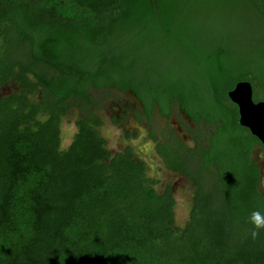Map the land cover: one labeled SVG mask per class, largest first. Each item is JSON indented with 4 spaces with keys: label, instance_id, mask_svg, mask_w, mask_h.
Listing matches in <instances>:
<instances>
[{
    "label": "trees",
    "instance_id": "trees-1",
    "mask_svg": "<svg viewBox=\"0 0 264 264\" xmlns=\"http://www.w3.org/2000/svg\"><path fill=\"white\" fill-rule=\"evenodd\" d=\"M195 1L0 0V88L17 84L0 94V264H264V230L254 240L249 222L264 213L261 144L227 96L249 80L264 100V55L205 42ZM106 87L135 97L139 123L184 118L192 146L149 131L165 168L193 183L183 226L171 186L158 192L130 146L106 147L90 92ZM76 97L83 114L62 148Z\"/></svg>",
    "mask_w": 264,
    "mask_h": 264
},
{
    "label": "rangeland",
    "instance_id": "rangeland-1",
    "mask_svg": "<svg viewBox=\"0 0 264 264\" xmlns=\"http://www.w3.org/2000/svg\"><path fill=\"white\" fill-rule=\"evenodd\" d=\"M243 1L238 0L233 4L234 7L230 4H217L214 0H196L193 3V7L191 5L189 7L192 12L197 14V22L192 25L194 28L202 30L205 35H208L207 39L204 37V41L207 43L218 41L230 45L232 41H235L234 46L242 55L250 54L253 57L257 55L263 57L264 47L255 41L264 38V20L261 13H259L257 18L262 21V24L258 28L251 29L250 26H252V22L255 19L254 13L256 10L254 8L241 9L240 4ZM239 10L243 11L244 14H239ZM16 87V83L3 85L0 88V94L11 93ZM90 92L91 98L99 104L98 109L95 108L96 110L94 111L103 120L100 131L105 139L106 147L110 151L116 152L123 150L126 146H130L133 150L134 158L145 162L147 176L157 180L155 188L158 192L163 191L167 185L171 186L175 197V224L183 226L188 220L189 210L192 205L193 183L182 174L165 168L155 152L154 142L149 137V131L151 129L157 135H160L163 131L171 132L178 139L192 146L195 141L190 133L184 129V118L174 108L169 119L163 118L155 112L149 124L145 122L139 123L134 117V111L140 110L139 102L130 93H122L109 87L101 90L91 89ZM38 94L39 92L34 96L37 97ZM258 97L264 98V88H259ZM254 99H256L255 96ZM81 102L82 100L77 97L69 101L70 109L63 116L61 123L60 146L62 148L71 142L76 131L75 121L78 116L83 114L80 107ZM121 115L124 116L121 118ZM112 116L119 119V122L114 123L111 120ZM190 126L195 128L194 125L190 124ZM204 128L207 131L211 130L209 126L204 125ZM145 140L147 143H145ZM252 157L259 166V189L264 192V150L260 145L257 144L255 146Z\"/></svg>",
    "mask_w": 264,
    "mask_h": 264
},
{
    "label": "water",
    "instance_id": "water-1",
    "mask_svg": "<svg viewBox=\"0 0 264 264\" xmlns=\"http://www.w3.org/2000/svg\"><path fill=\"white\" fill-rule=\"evenodd\" d=\"M227 96L237 106L239 124L257 137L264 150V100L254 101L249 80L237 81Z\"/></svg>",
    "mask_w": 264,
    "mask_h": 264
},
{
    "label": "clouds",
    "instance_id": "clouds-1",
    "mask_svg": "<svg viewBox=\"0 0 264 264\" xmlns=\"http://www.w3.org/2000/svg\"><path fill=\"white\" fill-rule=\"evenodd\" d=\"M249 222L252 225L251 236L255 240L260 236L261 230H264V213L254 210L249 216Z\"/></svg>",
    "mask_w": 264,
    "mask_h": 264
},
{
    "label": "flooded vegetation",
    "instance_id": "flooded-vegetation-1",
    "mask_svg": "<svg viewBox=\"0 0 264 264\" xmlns=\"http://www.w3.org/2000/svg\"><path fill=\"white\" fill-rule=\"evenodd\" d=\"M214 1H216L217 4H225V5L230 4L234 6L233 4H235L238 0H214ZM255 3L258 4L259 11L262 15V19L264 20V0H244L243 2H241L240 5L241 8L243 9H249V8H254Z\"/></svg>",
    "mask_w": 264,
    "mask_h": 264
}]
</instances>
